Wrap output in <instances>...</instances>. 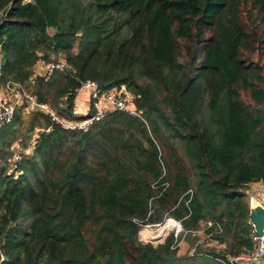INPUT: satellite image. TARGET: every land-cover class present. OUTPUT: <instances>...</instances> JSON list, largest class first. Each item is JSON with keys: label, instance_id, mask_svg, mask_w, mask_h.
<instances>
[{"label": "trees", "instance_id": "trees-1", "mask_svg": "<svg viewBox=\"0 0 264 264\" xmlns=\"http://www.w3.org/2000/svg\"><path fill=\"white\" fill-rule=\"evenodd\" d=\"M262 46L264 0H0L1 79L49 111L24 104L0 125V264H222L249 247L246 190L264 183ZM53 59L63 71H34ZM85 81L139 117L65 129L95 114L75 115ZM167 220L222 231L196 248L203 235L186 236L193 256L173 233L139 241Z\"/></svg>", "mask_w": 264, "mask_h": 264}, {"label": "built area", "instance_id": "built-area-1", "mask_svg": "<svg viewBox=\"0 0 264 264\" xmlns=\"http://www.w3.org/2000/svg\"><path fill=\"white\" fill-rule=\"evenodd\" d=\"M38 65L42 67L41 72L38 73L42 76H51L55 71H63L65 68L63 62L55 59H53L52 62L41 61ZM82 90L88 91L89 102L95 109V114L91 118L81 123H77L74 126L63 124V127L65 129H83L85 126L92 124L95 121H99L107 113L115 110L125 112L131 116L139 117V114L136 112L134 104L130 98L123 99L118 96L115 91H110L109 93L101 94L99 91L98 84L93 81H85L84 83H82L80 88L77 89V92H80ZM24 104H27V107L31 109H38L49 112L46 109L45 105L37 103L35 97L26 92V90L22 87L21 84L14 82L13 80L3 81L1 79L0 74V125L10 124L15 117L17 108L21 107ZM19 151L20 152L14 157V162L16 163L21 160V154H26L28 151H30V148L25 150L19 149ZM13 167H15V165ZM165 222L173 224L172 229L175 230V232L173 233V237L176 240H178L179 238V240L182 241L183 238L188 235H190V237L192 238H196L199 235H203V237L196 243L195 248L202 240L211 237L213 234H219L222 231L220 224L213 222L205 224L201 223L200 228L198 230L188 232L182 229L179 222H175L172 220H167ZM160 225L155 226L161 227ZM164 225H162V227ZM211 229H213V232L207 233ZM165 237H163L160 241L156 243L162 244L166 239ZM178 246L179 245L177 241L175 247L178 248ZM195 248L193 249V252L195 251ZM260 260H264V238H260L256 234H254V232H252L251 245L249 247L244 248L243 251L236 256H232L227 259H221L219 261L222 264H243L256 263Z\"/></svg>", "mask_w": 264, "mask_h": 264}, {"label": "rangeland", "instance_id": "rangeland-1", "mask_svg": "<svg viewBox=\"0 0 264 264\" xmlns=\"http://www.w3.org/2000/svg\"><path fill=\"white\" fill-rule=\"evenodd\" d=\"M245 16H246V14L244 13L243 14V20H246V18H245ZM49 33H53V31L52 30H49ZM253 60L255 61V62H258L259 63V65L262 67V70H263V72H264V46H262L261 47V49L259 50V51H257V52H255V54L253 55ZM41 66L40 65H38V66H36L35 67V72L38 74V73H40L41 72ZM85 91H87V90H85ZM88 92V91H87ZM86 114V111H84L83 113H79V112H76L75 111V115H76V117L79 119V121H83L85 118H86V116H87V114ZM167 222H165L164 224H166ZM164 224H162V225H164ZM162 225H160V226H162ZM154 226L155 225H149V226H146V227H143L142 229H141V231L139 232V234H138V238H139V241L140 242H142V243H144V244H146V243H148V244H151L152 246H157L159 243H156V242H150V241H148V240H145L144 238H143V236H142V232H145V230H152V231H154V232H156L160 227H157V226H155V228H154ZM162 229V228H161ZM175 232V230L174 229H171L167 234H166V237L165 238H167L171 233H174ZM181 236V235H180ZM160 237H162V236H160ZM164 237V236H163ZM182 237V236H181ZM186 238V237H185ZM185 238H183V240L182 241H178V255L179 256H184V255H190V256H193V255H195L194 253H193V251H192V249L193 248H191V246H190V241H186L185 240ZM185 240V241H184ZM156 243V244H155ZM204 244H210V242L209 241H205L204 242Z\"/></svg>", "mask_w": 264, "mask_h": 264}, {"label": "crops", "instance_id": "crops-1", "mask_svg": "<svg viewBox=\"0 0 264 264\" xmlns=\"http://www.w3.org/2000/svg\"><path fill=\"white\" fill-rule=\"evenodd\" d=\"M88 95L89 93L85 90L77 94V98L75 102L76 112L83 113L84 111H86V114L88 115L89 110H90V102H89ZM246 195H247L248 201L249 199H255L262 206H264V183L261 182V183L250 184L246 190ZM243 264H264V260H260L256 263H243Z\"/></svg>", "mask_w": 264, "mask_h": 264}, {"label": "water", "instance_id": "water-1", "mask_svg": "<svg viewBox=\"0 0 264 264\" xmlns=\"http://www.w3.org/2000/svg\"><path fill=\"white\" fill-rule=\"evenodd\" d=\"M248 221L254 234L264 238V206L255 199H249Z\"/></svg>", "mask_w": 264, "mask_h": 264}, {"label": "bare ground", "instance_id": "bare-ground-1", "mask_svg": "<svg viewBox=\"0 0 264 264\" xmlns=\"http://www.w3.org/2000/svg\"><path fill=\"white\" fill-rule=\"evenodd\" d=\"M162 228V229H161ZM173 228V224L167 223L163 227L161 226L156 232L152 230H145V232H142V236L150 241V242H157L160 241L163 236L165 237L166 234ZM162 236V237H160Z\"/></svg>", "mask_w": 264, "mask_h": 264}]
</instances>
